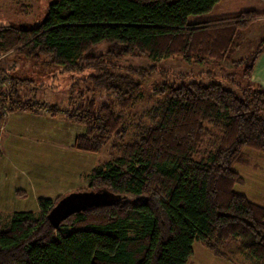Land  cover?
<instances>
[{
  "label": "trees",
  "instance_id": "trees-1",
  "mask_svg": "<svg viewBox=\"0 0 264 264\" xmlns=\"http://www.w3.org/2000/svg\"><path fill=\"white\" fill-rule=\"evenodd\" d=\"M222 1L59 0L36 27L0 26V58L14 53L45 59L43 64L66 73L90 70L88 82L113 98L110 105L90 100L73 108L71 99V109L63 110L20 100L18 80L9 77L11 112L75 122L85 131L73 150L99 154L109 147L114 155L90 171L84 189L105 194V203L69 216L57 228L47 216L64 196L39 198L38 212L13 213L0 225V264H188L196 242L226 258L219 248L231 239L240 242L238 253L264 264V207L234 190L245 180L233 169L246 161V149L264 154V87L251 82L264 38L254 54L234 60L239 34L264 13L189 22ZM101 45L106 52L95 54ZM140 55L205 67L229 61L243 71L242 80L228 76L236 90L191 81V74L155 85L151 122L126 142L129 131L117 110L133 109L142 98L141 82L158 70L116 61ZM3 119L0 110V125ZM203 148L209 151L198 159Z\"/></svg>",
  "mask_w": 264,
  "mask_h": 264
},
{
  "label": "rangeland",
  "instance_id": "rangeland-1",
  "mask_svg": "<svg viewBox=\"0 0 264 264\" xmlns=\"http://www.w3.org/2000/svg\"><path fill=\"white\" fill-rule=\"evenodd\" d=\"M57 1L59 0H0V26L36 27L45 19L49 5ZM250 10L264 13V2L223 0L210 15L192 16L189 22L231 18ZM263 27L264 20H260L239 34L237 44L241 45V50L234 55L235 59L254 54L263 39ZM106 50L107 46L101 45L94 53L101 55ZM44 60L24 59L14 53L0 58V110L4 117L0 125L1 226H6L15 212H38V199L41 197H51L56 201L63 194L66 196L78 192L81 188L84 192L88 186L86 174L109 162L114 156L109 147L99 154L72 150L76 137L85 131L83 126L75 122L61 118L52 119L46 115L11 112L15 100L11 80H18L14 88L17 98L20 96L22 101L36 100L51 106L57 105L63 110L80 104L86 105L90 100H95L97 105L113 104V98L107 92L95 90L88 82L90 70L66 73L62 72L60 67L43 64ZM116 64L137 68L155 65L158 70L141 82L142 98L133 109L117 110L122 117L123 127L129 131L126 142H131L135 135L140 133L141 128L151 122L150 112L158 101L152 97L155 85L180 82L178 75L191 74V81L197 80L204 84L219 83L236 90L228 81V76L235 74L233 79L237 82L242 80L243 74L238 65L233 67L229 61L205 67L178 59L153 61L140 55L126 56L116 61ZM194 76L197 77L194 79ZM9 77L11 80L7 79ZM71 99V108H68ZM205 151L209 149L203 148L197 158H205ZM243 160L246 161L233 165V169L245 180L243 185H236L234 190L264 207V154L246 149ZM60 190L62 195H59ZM20 192L24 194L19 195ZM239 243L238 240L231 239L220 246V252L226 254V258H222L196 242L193 246L194 255L188 264H255L254 259L237 252Z\"/></svg>",
  "mask_w": 264,
  "mask_h": 264
},
{
  "label": "water",
  "instance_id": "water-1",
  "mask_svg": "<svg viewBox=\"0 0 264 264\" xmlns=\"http://www.w3.org/2000/svg\"><path fill=\"white\" fill-rule=\"evenodd\" d=\"M106 195L98 192H74L64 196L51 209L47 218L55 228L69 216L106 202Z\"/></svg>",
  "mask_w": 264,
  "mask_h": 264
},
{
  "label": "crops",
  "instance_id": "crops-1",
  "mask_svg": "<svg viewBox=\"0 0 264 264\" xmlns=\"http://www.w3.org/2000/svg\"><path fill=\"white\" fill-rule=\"evenodd\" d=\"M222 3V2H221ZM220 3V4H221ZM219 4V5H220ZM218 6V5H217ZM216 6V7H217ZM216 7H215V9H216ZM214 9V10H215ZM213 10V11H214ZM212 11V12H213ZM212 12H210L209 14H206V15H210ZM260 13H262V12H260ZM260 20H264V17L263 18H261V19H259L258 21H260ZM201 20L199 19V21H196V22H200ZM258 21H256L255 23H254V25L256 24V23H258ZM252 26V25H251ZM264 28V27H263ZM263 32V34H264V30L262 31ZM262 38H264V35H263V37ZM243 49V48H242ZM239 50H241V47L239 48ZM238 50V51H239ZM237 51V52H238ZM234 60H238V59H235L234 58ZM211 64H215V63H213V62H211ZM251 82L253 83V84H255V85H257V86H262V87H264V53H263V55H261V57L259 58V60L257 61V64H256V67L254 68V72H253V74L251 75ZM15 112H21V111H15ZM24 113H29V112H24ZM31 114V113H30ZM32 115H34V114H32ZM35 116H37V115H35ZM39 116H44V115H39ZM46 116H49V115H46ZM52 119H55V118H52ZM73 150V149H72ZM71 167H74V166H71ZM90 174V173H89ZM89 174H86V176H85V179L87 180L88 179V176H89ZM81 175H83V174H81ZM79 190H82V188L81 189H79ZM78 190V191H79ZM60 192V194L59 195H62L61 193H62V191L60 190L59 191ZM58 195V196H59ZM62 196H64V194L62 195ZM61 197V196H60ZM45 198V197H44ZM49 199H51L52 200V198L50 197Z\"/></svg>",
  "mask_w": 264,
  "mask_h": 264
}]
</instances>
